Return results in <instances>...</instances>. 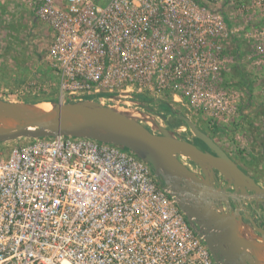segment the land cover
I'll list each match as a JSON object with an SVG mask.
<instances>
[{
	"label": "built area",
	"instance_id": "obj_1",
	"mask_svg": "<svg viewBox=\"0 0 264 264\" xmlns=\"http://www.w3.org/2000/svg\"><path fill=\"white\" fill-rule=\"evenodd\" d=\"M13 1L49 34L58 103L93 101L153 133L156 120L231 114L237 40L256 55L241 48L242 65L264 69V0L235 4L256 18L255 31L239 27L224 0ZM22 140L0 157V264H216L130 150L70 136Z\"/></svg>",
	"mask_w": 264,
	"mask_h": 264
},
{
	"label": "water",
	"instance_id": "obj_2",
	"mask_svg": "<svg viewBox=\"0 0 264 264\" xmlns=\"http://www.w3.org/2000/svg\"><path fill=\"white\" fill-rule=\"evenodd\" d=\"M179 118L214 155L198 149L164 128L158 127L157 133H153L125 113L87 100L57 103L50 110H45L38 105L11 103L0 99V143L22 138L70 136L124 147L146 162L163 185L169 187L171 194L177 199L178 207L192 226L202 232L213 255L217 252L226 264H262L264 232L258 230L261 242L239 238L237 234L241 217L237 209L229 211V203L233 200L237 202L247 192L262 196L264 188L246 175L188 118ZM179 157L193 163L204 180H198V176L190 172ZM214 172L221 176L220 183L225 182L226 187L223 189L215 184ZM172 179L183 181L187 188L193 187L190 200L184 201L174 192L170 184ZM193 182L201 187H194ZM207 188L211 190L205 191ZM225 188L233 193L219 192V189L224 191ZM214 202H222L228 211L218 212ZM214 259L216 260L215 256Z\"/></svg>",
	"mask_w": 264,
	"mask_h": 264
},
{
	"label": "rangeland",
	"instance_id": "obj_3",
	"mask_svg": "<svg viewBox=\"0 0 264 264\" xmlns=\"http://www.w3.org/2000/svg\"><path fill=\"white\" fill-rule=\"evenodd\" d=\"M236 2L224 0V5H228L226 11L236 16L239 27L255 31L256 18L242 12ZM48 43V32L24 6L13 0H0V99L38 106L58 103L56 78L46 60ZM237 43L238 62L230 86L237 97L235 109L219 120L197 112L184 117L215 139L264 184V69L251 61L242 65L241 48L253 61L256 55L248 45L240 40ZM22 142H1L0 157L5 158L10 149Z\"/></svg>",
	"mask_w": 264,
	"mask_h": 264
},
{
	"label": "flooded vegetation",
	"instance_id": "obj_4",
	"mask_svg": "<svg viewBox=\"0 0 264 264\" xmlns=\"http://www.w3.org/2000/svg\"><path fill=\"white\" fill-rule=\"evenodd\" d=\"M153 130L155 131V128L161 127L166 129L167 131L174 134V136L181 138L187 142L192 143L195 145L198 149L209 152L214 155L212 151H210L201 141H199L189 130V128L186 126V124L180 120V118L172 117L171 119H168L166 121H153ZM179 123V124H178ZM198 128V127H197ZM200 131L205 133L201 128H198ZM157 133V132H156ZM208 135L215 144L246 174L248 175L253 181L260 187L264 188V184H262L250 171H248L245 167H243L225 148H223L215 139H213L209 134ZM179 160L181 163L192 173L196 174L198 176V180H204L203 176H201V172L199 169L191 163L186 158H180ZM213 178L215 180V184L219 185L222 189L226 187L225 182H221L222 179L219 173L214 172ZM170 184L172 188H174V192L178 193L181 198H183L184 201L190 200L191 192L193 191V187L187 188L186 184L177 179H172L170 181ZM192 185L194 187H198V183L193 182ZM169 189V187H167ZM216 188V187H215ZM182 189V190H178ZM226 189V188H225ZM170 190V189H169ZM206 190H211V188H207ZM219 192L232 194L233 192L229 189L226 190H220ZM237 197L240 198L239 195ZM214 204L218 208V212L224 213L227 212V207L222 203L219 202L218 204L214 202ZM229 211H234L237 209L239 215H240V230L238 232V237L243 238L249 241H256L261 242V233L258 230H261L264 232V195L257 196L254 193L247 192V195L245 197H241L240 200L237 202L235 200L231 201L229 203ZM261 263L264 264V251L261 252ZM213 260L216 264H226L224 259H222L217 252L214 253V255L210 252ZM214 256L216 257V260L214 259Z\"/></svg>",
	"mask_w": 264,
	"mask_h": 264
},
{
	"label": "bare ground",
	"instance_id": "obj_5",
	"mask_svg": "<svg viewBox=\"0 0 264 264\" xmlns=\"http://www.w3.org/2000/svg\"><path fill=\"white\" fill-rule=\"evenodd\" d=\"M40 108L45 109V110H50L51 109V105L48 103H42L41 105H39Z\"/></svg>",
	"mask_w": 264,
	"mask_h": 264
}]
</instances>
